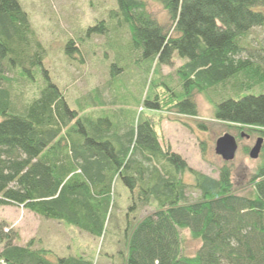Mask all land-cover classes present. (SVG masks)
I'll use <instances>...</instances> for the list:
<instances>
[{
  "label": "trees",
  "instance_id": "trees-1",
  "mask_svg": "<svg viewBox=\"0 0 264 264\" xmlns=\"http://www.w3.org/2000/svg\"><path fill=\"white\" fill-rule=\"evenodd\" d=\"M114 2L87 30L105 38L108 96L95 87L73 104L44 66L48 50L19 0H0V206L23 207L100 239L114 216L113 186L121 184L131 206L122 246L106 255L107 264H264V92L244 94L264 80V67L242 57L241 41L264 26V12L254 10L264 0ZM151 3L165 12V22ZM84 37L69 39L66 53L79 52L75 39ZM169 48L181 63L173 75H163L159 56ZM4 68L15 78L5 77ZM35 73L44 82L17 105L14 85L23 92ZM196 96L237 142L242 133L263 138L245 193L234 186L230 162L223 161L217 177L194 170L163 145V117L147 114L194 119ZM139 105L144 111L138 113ZM240 149L246 154L250 147ZM191 190L199 200L189 201ZM151 205L153 213L137 217ZM3 228L6 264H96L94 255L60 256L34 238L19 244L18 233ZM185 231L200 244L192 255L185 253Z\"/></svg>",
  "mask_w": 264,
  "mask_h": 264
},
{
  "label": "rangeland",
  "instance_id": "rangeland-1",
  "mask_svg": "<svg viewBox=\"0 0 264 264\" xmlns=\"http://www.w3.org/2000/svg\"><path fill=\"white\" fill-rule=\"evenodd\" d=\"M19 2L28 13L31 26L35 29L38 38L48 50L44 66L58 86L64 90L69 101L74 104L79 97L88 94L95 87L105 90L103 94L108 96L107 88H105L108 73L102 61L104 58L103 46H101L105 38L96 33L87 35V30L98 20L107 17L108 10L115 5L114 0H19ZM150 10L161 22L166 21V14L159 5L151 3ZM254 10L264 12V6L257 5ZM83 34L84 42L78 43L79 41L75 39L76 47H79L80 51L73 49L66 53L64 49L66 42ZM123 38H127V35L123 34ZM241 41L244 48L242 57L250 58L264 67V26L252 28ZM173 54L174 49L169 48L163 50L159 56L163 75H173L174 70L181 63L174 58ZM13 69L17 71L19 67ZM3 73L7 78H15V73L8 68H4ZM35 74H37L35 80L31 81L29 86L23 87V92L14 85V100L17 105L23 99L26 100L34 95V91L44 82L41 73ZM21 85L22 82L19 81L18 86ZM18 92L21 93V98L17 96ZM244 92V94L263 93L264 80L255 83ZM128 96L132 97V94ZM196 102L198 115L194 119L180 117L168 111L147 112V114L155 115L156 119L163 117L159 119L158 124L163 145L180 154L194 170L217 177V170L223 164V160L214 152L215 142L225 133L231 135L234 133L226 131L213 120L212 107L202 96H196ZM142 110L144 111L143 106L139 105L138 113ZM167 116L169 118H166ZM178 118L187 124L178 122L176 120ZM194 121L205 122L209 129L201 131ZM256 138L258 137L240 139L235 157L229 163L232 166V179L238 193L246 192L248 178L258 162V159H250L248 153L245 154L240 148L245 146L251 148ZM185 180L190 183L191 176L185 175ZM118 185L113 186L114 197H116V201L114 198V216L105 228L104 237L100 239L91 238L86 233L60 223L47 222L31 213L10 206H0V225H3L4 232L14 229L20 237L19 244L24 245L29 239L34 238L44 247L53 248L57 255L76 253L94 255L96 264H107L106 255L115 254L122 246L124 214L126 215L128 207L131 206L129 200H126L129 198L127 189ZM188 199L196 201L200 199V196L191 190ZM154 210L152 205L141 209L137 217L142 218L153 213ZM183 235L185 253L194 254L200 245L199 242L192 240L188 231H185Z\"/></svg>",
  "mask_w": 264,
  "mask_h": 264
},
{
  "label": "water",
  "instance_id": "water-1",
  "mask_svg": "<svg viewBox=\"0 0 264 264\" xmlns=\"http://www.w3.org/2000/svg\"><path fill=\"white\" fill-rule=\"evenodd\" d=\"M241 137L249 138L248 135L244 133L241 134ZM263 143V138L258 137L254 145L248 151V157L252 160H257L261 151ZM238 150V144L236 138L229 134L225 133L220 136L216 142L214 147V152L218 155L223 161L230 162L234 159L235 154Z\"/></svg>",
  "mask_w": 264,
  "mask_h": 264
},
{
  "label": "crops",
  "instance_id": "crops-1",
  "mask_svg": "<svg viewBox=\"0 0 264 264\" xmlns=\"http://www.w3.org/2000/svg\"><path fill=\"white\" fill-rule=\"evenodd\" d=\"M121 184H119L118 186H120ZM120 188H122V187H120ZM122 190H123V188H122ZM127 195V194H126ZM127 200V199H126ZM9 206V205H8ZM10 207H15L17 210H24V211H26V212H28V213H31L33 216H37V217H39V218H41V219H44L45 221H47V222H54L55 223V221H52V220H49V219H45V218H43V217H40L39 215H36V214H34L33 212H30V211H28V210H26V209H24L23 207H19V206H10ZM56 223H58V222H56ZM125 225V224H124ZM123 231H124V229H123ZM49 249H51V250H53V248H49ZM60 256H64V255H60Z\"/></svg>",
  "mask_w": 264,
  "mask_h": 264
},
{
  "label": "built area",
  "instance_id": "built-area-1",
  "mask_svg": "<svg viewBox=\"0 0 264 264\" xmlns=\"http://www.w3.org/2000/svg\"><path fill=\"white\" fill-rule=\"evenodd\" d=\"M0 264H6V262H5L4 259L1 257V255H0Z\"/></svg>",
  "mask_w": 264,
  "mask_h": 264
},
{
  "label": "flooded vegetation",
  "instance_id": "flooded-vegetation-1",
  "mask_svg": "<svg viewBox=\"0 0 264 264\" xmlns=\"http://www.w3.org/2000/svg\"><path fill=\"white\" fill-rule=\"evenodd\" d=\"M243 138V137H242ZM245 138V137H244ZM248 139V138H247ZM237 144H238V142H237Z\"/></svg>",
  "mask_w": 264,
  "mask_h": 264
}]
</instances>
